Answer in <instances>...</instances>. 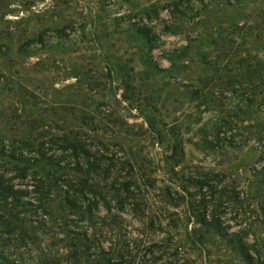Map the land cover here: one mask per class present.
<instances>
[{"label": "rangeland", "instance_id": "374dc122", "mask_svg": "<svg viewBox=\"0 0 264 264\" xmlns=\"http://www.w3.org/2000/svg\"><path fill=\"white\" fill-rule=\"evenodd\" d=\"M237 1L0 0L4 144L19 151L11 139L75 124L94 149L138 158L127 175L140 183L141 209L125 200L121 225L104 234L69 225L75 216L53 201L47 221L35 201L14 209L16 219L0 204V264H94L76 245L84 230L81 251L94 236L123 248L125 264H243L228 241L238 237L264 264V103L243 99L234 78L246 65L264 74V0ZM142 24L151 49L128 31ZM12 167L0 160V174ZM63 218L68 227L57 228Z\"/></svg>", "mask_w": 264, "mask_h": 264}, {"label": "trees", "instance_id": "16d2710c", "mask_svg": "<svg viewBox=\"0 0 264 264\" xmlns=\"http://www.w3.org/2000/svg\"><path fill=\"white\" fill-rule=\"evenodd\" d=\"M245 1H237L240 6L238 9L243 8L241 3ZM128 31L137 34L148 49L152 48V36L144 24ZM8 34L7 26L5 24L0 26V37L3 38ZM242 37H244L243 34L241 39ZM7 48L6 45L0 43V52H4ZM175 57L177 56L175 55ZM143 59V63L147 67L150 66L152 72L161 71L151 56L144 54ZM246 60L247 58L243 57L240 62ZM172 65L175 66V63L173 62ZM250 66L246 65V68L237 75L235 74L234 78H238L241 82L238 88L243 99L253 103L257 101L264 103V74L258 68L251 69ZM229 81L230 78L227 79V83ZM145 88L147 87L145 86ZM193 95L201 97V93H198L197 90H194ZM143 96L152 100L157 97L153 96L148 88L143 91ZM29 97H31L30 94H26L25 99H29ZM204 102L206 103V101ZM146 121L148 125L153 126V117ZM60 123L66 124V126H60V133L44 131L38 132L37 137L22 136L11 139L10 144L17 143L16 145L21 148L19 151L15 148L9 149L8 145L4 144V139L0 138V142H2L0 160L13 163L11 176L4 172L0 174V204L6 207V210L3 209L5 213L8 212L13 219H16L14 209L25 207L27 204L33 205L32 201H35L39 204L42 212L49 217L45 218L47 221L52 216L48 204L53 201L62 217L65 218L68 214L75 216V220H72L69 225H75V228H98L99 233L105 234L107 231L103 228L110 226L115 228L121 225V214L125 212L123 208L125 200L131 199L132 205H135L133 209L141 210L136 205L137 203L133 202L137 200L140 183L127 175L138 166V158L132 156L131 160L128 158V160L117 161L119 160L117 156L107 155L105 152L107 148L103 145L99 150L91 147L90 143H85L75 131V124L71 125L64 119ZM56 150L57 152H55ZM123 170H126L124 171L125 179H122ZM26 177H30L29 184L16 181V179H25ZM24 197L29 198L25 199ZM64 218L57 222V228L68 227ZM214 231L222 236L219 228H215ZM88 238L85 230L77 233L75 237L76 245L82 256L91 257L94 264H125L127 253L125 254L123 248L112 252L111 249H106L102 241L98 240L95 244L94 236H92L93 244L86 248L87 253L81 251L82 241H89ZM228 241L234 245V249L243 258V264L262 263H258L260 248L247 244L241 237L228 238ZM253 252L256 254V260L253 257ZM2 259L8 260L4 256ZM128 264H133V260L128 261Z\"/></svg>", "mask_w": 264, "mask_h": 264}]
</instances>
